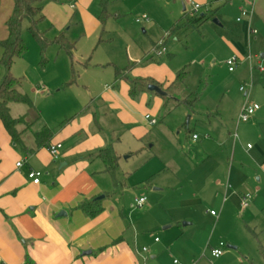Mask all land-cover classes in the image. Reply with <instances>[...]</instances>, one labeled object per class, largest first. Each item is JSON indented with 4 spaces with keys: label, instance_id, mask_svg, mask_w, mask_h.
Wrapping results in <instances>:
<instances>
[{
    "label": "crops",
    "instance_id": "1",
    "mask_svg": "<svg viewBox=\"0 0 264 264\" xmlns=\"http://www.w3.org/2000/svg\"><path fill=\"white\" fill-rule=\"evenodd\" d=\"M66 1L45 0L42 6L44 18L49 19L57 31H62L65 25L75 20L77 30L71 33V37H75L76 32L89 37L98 30L100 35L105 33V22L101 24L99 21L102 10L99 0ZM193 1L200 5L193 15L214 11L210 19L224 6L218 16L220 23H212L216 26V39L213 41L225 50L220 55L223 62L231 57L237 59L235 69H227V72L235 74L221 82L223 86L215 93L213 91L198 98L195 106L200 104L201 111L195 113V106L190 110L184 102H179L170 110L184 106L185 113L191 111L190 120L196 114L207 121L205 140L198 146L193 145L197 143L198 136L193 140L191 136L194 133L190 134L189 156L192 160L200 158L204 171L195 175L196 166H192L188 169L192 170L190 173L185 172L179 177L172 172L176 171L172 165L178 171L179 167L171 159L151 163L147 157L142 159L138 167L122 166L118 171L117 165L112 173L105 169V163L97 156V151L110 143L119 158L127 154L125 159H128L131 151L137 156L141 155L142 147L139 146L131 151L117 148L119 133L130 129V111L139 109L131 104L128 85L121 78L125 84L124 94L109 89L101 90L98 97L113 101L112 108L106 107L107 111L114 113L113 109H117V112H126L124 120L119 119L121 115L117 114V117L115 113H107L104 108L98 111L97 108L87 107L83 119L77 120L76 117L52 132L40 121L35 105L37 114L23 104L11 103L9 107L13 117L28 114V120L33 122L23 132L21 144L16 145L11 142L0 121V264H173L174 259L182 264H192L200 249L199 246L194 247L192 238L177 243V240L169 236L155 234L161 226L163 229H171L173 224L181 227L190 221L182 216L185 207L179 206L176 209L167 197L165 199L166 192L176 191L184 184L193 185L194 180L206 196L202 204L219 205L222 211H226L227 207L236 208L240 204L241 187L250 186L259 190L249 184L248 176H256L258 182L264 178V135L260 133V130H264V0ZM4 4L5 11L0 15V40L7 35L5 21L11 13L13 0H5ZM214 6L217 7L212 9ZM202 9L206 13H202ZM128 10L141 12L140 18L146 15L147 20H143L153 25L160 18L175 21L179 13L182 15L180 19H184V15L193 16L185 0H109L106 4L107 19L117 18ZM239 13H242L241 18ZM178 23L179 19L174 22V26ZM249 28L256 33L249 34ZM155 47L159 51V46ZM210 57H214V54ZM2 74L0 68V78ZM248 75L250 78L247 82ZM174 76L169 74L165 80L158 79L155 82L172 98L181 99L188 88L185 84V89L175 85L169 87ZM241 85L245 87L242 96L238 92L232 96L231 91H239ZM142 92L144 96L148 94L146 100L154 99L153 111L160 115L162 122L163 100L160 95L148 89ZM252 103L258 104L259 108L248 120L249 123L243 122L245 124L240 125L237 118L242 106ZM146 114L150 115L145 113L143 120L148 127H152L144 117ZM233 123L234 132L231 133L228 128ZM43 126L52 132L48 144L62 143L56 158L47 150L48 144L40 147L35 145L33 135ZM239 130L242 140L252 139L254 147H247L250 142L245 143L244 149L239 147ZM132 132L137 134L138 138L135 139L139 140L142 133L136 130ZM178 134L175 143L171 145L173 148L182 145ZM239 143L242 145V142ZM229 152L236 161L228 164L225 170V158ZM19 161L22 165L16 167ZM31 169L41 172L37 184H33L27 176ZM141 196H145L146 200L137 207L134 199ZM90 198L98 200L102 208L94 217L86 216L78 208L84 199ZM164 203L168 207L163 206ZM224 215L225 212L221 220ZM180 221L185 224L182 225Z\"/></svg>",
    "mask_w": 264,
    "mask_h": 264
},
{
    "label": "rangeland",
    "instance_id": "2",
    "mask_svg": "<svg viewBox=\"0 0 264 264\" xmlns=\"http://www.w3.org/2000/svg\"><path fill=\"white\" fill-rule=\"evenodd\" d=\"M65 2L67 3L66 0ZM3 3L5 0H0V7L2 6L0 15L6 8ZM215 7L217 6L212 9ZM223 7L222 5L219 8L213 18L219 23L218 16ZM202 10V13H206L204 9ZM141 14V12L128 10L117 18L107 19L103 25L105 33L100 35L98 30L90 37L78 35L77 32L75 37H71V33L77 30L75 20L65 25L62 31H57L55 25L53 26L47 18L39 22V31L43 32L48 39H53L60 32L64 33L73 45L70 55L56 44L47 46L41 52L39 44L27 30V20L22 21L21 37L26 49L22 56L14 60L10 71L14 77L21 80L20 90L27 93L34 102L40 114V121L46 124L52 132L69 124L76 117L77 120L83 119L87 107L97 108L98 111L104 108L107 113H113V111H107V108H112L111 102L113 101H109L106 97L99 99L98 94L101 90L108 91L109 89L120 95L124 94L125 84L120 78L115 77L116 69L124 70L129 78H150L154 81L158 79L163 81L169 74H175L177 70L185 67L189 74L185 86L188 91L197 93L199 99L213 91L215 93L220 86H223L221 82H225L228 76L235 74V72H227V65L220 59V55L225 50L213 41L216 39L214 34L216 26L212 24L213 19H208L206 23L199 22L194 26H188L184 24L183 19H180L182 15L179 13L175 20L179 19V26L175 27V21L165 18L154 21V25L149 24L140 18ZM241 14L239 13V18L242 17ZM135 20H140V22L136 23ZM156 45L159 46L160 56L156 54L158 51ZM210 54H214V57H210ZM249 78L250 75H248L247 82ZM236 92L242 96V92L238 90L231 91L232 96H236L234 94ZM146 96L148 94L144 96L143 92H140L135 99L130 100L131 104L139 109L130 111V129L121 131L116 140L119 149L131 151L134 147H142L141 155L137 156L134 151H131L130 157L125 159L127 154L119 158L115 152L119 166L116 170L119 171L122 166L138 167L142 159L147 157L150 158L151 163L171 159L179 167L178 171L176 166L172 165V168L178 171L172 172L177 173L179 177L185 172L190 173L192 170L188 169L192 166H196V169L193 167L195 169L193 174L204 171V168H201L203 167L202 160L200 158L192 160L191 155L189 156L191 153L190 134L194 133L198 136L197 143L193 144L198 146L201 141L205 140L204 131L207 121L196 114L190 120L191 111L185 113L186 108L181 106L163 115L161 122L160 115L153 111L152 101L154 99L146 100ZM18 107L23 108L21 105ZM113 110L116 115L122 116L119 119L124 120L123 115L126 112ZM197 111H201L200 104L194 107V112ZM145 113L154 116L158 124L148 127L143 120ZM127 121L128 119L124 121V124ZM244 124L240 123V125ZM228 129L233 133L234 123ZM132 130L142 133L139 140L135 139L138 136ZM177 132H179L178 136L182 145L173 148L171 145L176 141ZM254 132L257 133V131ZM237 133L239 147L242 146L244 149L246 142H250L249 147H254L252 139L243 141L240 130ZM260 133L264 135V130H260ZM207 134L212 137L209 133ZM239 142H242V145ZM60 144L62 147V143ZM235 161L236 158H233L230 152L227 153L225 170L228 164L231 165ZM255 177L249 175L248 182L259 190L252 189L250 186L240 188L242 195H251L248 206L241 207L238 204L236 208L227 207L226 211H222L219 205L209 204L208 206L205 202L202 204V199L206 196L202 194L194 180L193 185L184 184L176 191L166 192L165 199L167 197L176 209L179 206H182L180 208L185 207L182 216L190 221L186 222V226L181 227L173 224L171 229H163L161 226L155 234L169 236L174 241L177 240V243L185 238H192L194 247L199 246L200 248L192 264H263L259 250L260 247L264 248V178L258 182ZM147 193H150V190H147ZM163 206L168 207V204L164 203ZM210 211H213L216 216L211 215ZM224 212V218L221 220ZM180 223L185 224L183 221ZM213 248L221 249L219 257H211L210 251Z\"/></svg>",
    "mask_w": 264,
    "mask_h": 264
},
{
    "label": "trees",
    "instance_id": "3",
    "mask_svg": "<svg viewBox=\"0 0 264 264\" xmlns=\"http://www.w3.org/2000/svg\"><path fill=\"white\" fill-rule=\"evenodd\" d=\"M109 0H99L101 5V13L99 21L103 24L107 18L106 4ZM45 0H13L11 13L5 21L7 35L0 40V66L3 68V74L0 78V121L9 135L11 142L16 145L21 144L22 134L28 129L32 122L28 120V114L13 117L10 113V104L17 103L25 105L29 111L34 112L35 106L30 97L20 90L21 80L14 77L10 71L11 65L16 58H19L25 52L26 46L21 37V23L27 20V30L32 38L39 44L41 52L49 45L56 44L69 55L72 52L73 45L66 38L64 33H59L53 39H48L45 34L38 29V24L44 19L42 14V6ZM214 11L208 14L187 16L184 15V24L194 26L195 23L203 22L212 18ZM179 24V23H178ZM178 24L175 27L179 26ZM115 76L123 79L128 85V94L131 98H135L138 93L147 90L148 84H155L160 87L153 79L150 78H129L124 70L116 69ZM188 77L187 69L181 68L175 72L174 80L169 85L184 87L185 80ZM168 88V87H167ZM185 89V87H184ZM165 94L160 95L163 100L161 105V115H165L179 102H184L190 110L198 101V95L195 92L185 89L181 99H174L164 91ZM37 118V115L36 117ZM34 141L36 147L44 146L49 143L52 136L51 131L43 126L38 132L34 133ZM49 145V144H48ZM97 156L105 163V169L112 173L117 165L118 156L115 154L111 144L97 151ZM149 182V181H147ZM78 208L88 217L96 216L101 210L100 202L94 198L84 199ZM260 254L264 264V248L260 247Z\"/></svg>",
    "mask_w": 264,
    "mask_h": 264
},
{
    "label": "built area",
    "instance_id": "4",
    "mask_svg": "<svg viewBox=\"0 0 264 264\" xmlns=\"http://www.w3.org/2000/svg\"><path fill=\"white\" fill-rule=\"evenodd\" d=\"M187 4H189L190 6V14L193 15L196 13V11L200 8V5L196 2H194L193 0H185ZM142 19H146L147 17L146 15L142 16ZM239 20V19H237ZM135 22H140V20H135ZM256 31L252 28H249V34H255ZM158 55L160 56L161 53L160 51H158ZM225 64L227 65V69L228 71H233L237 65V59L235 57H231L229 59H227L225 61ZM239 91L244 92L245 91V87L244 85H241L239 87ZM259 108L258 104L256 103H252V104H244L239 112L238 118H237V122H247L252 115L254 114V112ZM145 119H147L149 125H155L157 123L155 118H151L150 115L146 114ZM191 138L193 140L197 139V136L195 134H193L191 136ZM247 147H249V145H247ZM61 149V144L59 142L56 143H52L49 144L47 146V150L49 151V153L51 154V156H53L54 158L57 157L59 150ZM22 165V162L19 161L16 163V167H20ZM28 178L30 179V181L33 184H37L40 181V177H41V172L40 171H36V170H29L28 172ZM251 195L248 194H244L241 196L240 198V206L241 207H245L247 206L248 201L250 200ZM146 200L145 196H141V197H137L134 199V204L137 207H140ZM212 215H215V213L213 211L210 212ZM157 240V238L155 239ZM221 245V244H220ZM142 250H146L145 248H142ZM221 254V249L220 248H213L210 251V255L213 258H217L219 257V255ZM173 264H182L180 263L178 260L174 259L173 260Z\"/></svg>",
    "mask_w": 264,
    "mask_h": 264
},
{
    "label": "water",
    "instance_id": "5",
    "mask_svg": "<svg viewBox=\"0 0 264 264\" xmlns=\"http://www.w3.org/2000/svg\"><path fill=\"white\" fill-rule=\"evenodd\" d=\"M213 23H216V24H219L218 23V21L216 20V19H213ZM262 56V55H261ZM147 89L149 90V91H154V92H156L157 94H159V95H163V94H165V92L163 91V90H161L157 85H155V84H148L147 85ZM187 122L188 121H186V124H187ZM99 198H101V197H99Z\"/></svg>",
    "mask_w": 264,
    "mask_h": 264
}]
</instances>
